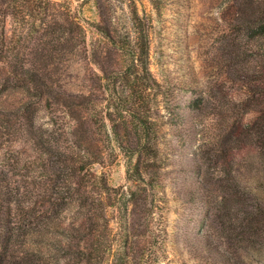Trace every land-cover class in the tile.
Instances as JSON below:
<instances>
[{
  "label": "rangeland",
  "instance_id": "rangeland-1",
  "mask_svg": "<svg viewBox=\"0 0 264 264\" xmlns=\"http://www.w3.org/2000/svg\"><path fill=\"white\" fill-rule=\"evenodd\" d=\"M48 1L54 3L59 29L64 26L62 13L68 10L84 28L85 43L77 42L72 54L55 56L49 64L40 53L17 63L19 71L42 75L47 85L42 95L28 78L9 74L0 61L1 217L16 226L34 215L55 219L53 190L65 168L62 153L83 139L82 147L88 145L101 160L92 167L105 184L98 181L93 188L99 189L103 204L113 203L106 209L111 249L104 254L101 250L91 264H264V121L250 112L249 133L236 138L239 129L231 112H243L247 89L225 64L227 42L237 33L238 17L248 0ZM254 9L250 4L248 11ZM134 11L140 22L133 21ZM140 29L147 33V64L160 89L142 91L144 82L138 80L141 91L131 93L132 82L125 86L114 74L132 69L129 57L115 52V45L129 41L125 46L130 47L134 31ZM108 31L110 40L103 36ZM19 32L24 34L25 27L21 31L20 24L7 18L6 40ZM251 83V91L263 99L250 107L264 111V73L253 76ZM203 89L208 104L200 114L191 103ZM47 93L94 102L95 110L89 109L90 103L64 113L53 98L45 100ZM127 99L141 110L149 107L154 123L148 135L154 152L146 156L149 165L139 162L143 180L136 171V133L125 112L120 116L115 108V103ZM223 130L233 145L231 168L240 175L239 203L235 193L223 201L214 183L217 174L207 179L197 164L203 137L214 143ZM215 165L208 170L217 169ZM88 182L89 193L95 194L92 179ZM74 206L61 214L65 223L79 217ZM47 236H60L52 223ZM51 253H57L53 246ZM70 257L69 264H86ZM60 263L65 260L60 258Z\"/></svg>",
  "mask_w": 264,
  "mask_h": 264
},
{
  "label": "trees",
  "instance_id": "trees-1",
  "mask_svg": "<svg viewBox=\"0 0 264 264\" xmlns=\"http://www.w3.org/2000/svg\"><path fill=\"white\" fill-rule=\"evenodd\" d=\"M250 4H254L255 9L249 12L248 7ZM48 12H50V15L47 14ZM54 15V3L48 0H0V27L3 29L0 32V61L7 66L8 69L6 71L9 74L19 77L23 81L28 78L32 87L35 88L39 95L43 94V86H47L43 81L42 75L34 70L24 69L19 71L17 63L23 62L25 59L24 56L40 53L42 59L49 64L55 56L60 58L59 56L63 53H68V55L72 54L77 42L82 41L85 43L84 28L71 16L68 10L62 13L64 20L62 30L59 29L60 25H58ZM47 17H49L48 21H46ZM7 18H11L13 22L20 24L21 31L25 27L26 32L24 34L19 32L15 39L7 41L5 33V22ZM133 21L140 22V17L136 11L133 13ZM38 22H40L39 25ZM237 23V33L234 37L230 36L226 45L227 59L225 61L228 67L227 70L233 74L232 78L241 81L242 86H245V89H247V95L245 96L247 100L241 99L242 102L244 101L242 105L246 106L242 109L243 112L241 113V109H239V112L236 111V114L233 111L231 112L235 115L232 117L234 120L233 123H235V127L240 131L236 130V138L244 132L249 133L251 120L247 119V115L250 112L257 113L258 116L256 119L259 118L264 121V111L258 109L257 106L256 108L250 107L253 103H260L263 99L262 95L251 91L253 90L251 80L256 74L264 73V47L262 43L264 42V0L246 1L245 10L238 17ZM134 32V38L132 39V43H130V47L125 46V44H129V41H124L119 46L115 45V52L129 57L132 69L128 72L122 69L115 70L114 74L116 78L119 77L121 79V82L125 86H129L132 82L131 93L132 91H141L138 89V80L144 82V90L142 91L159 90L160 84L151 75L147 64V33L142 29ZM103 34L108 40L113 38L109 31ZM26 42H30L35 46L30 47L27 44H20ZM26 48L29 51L25 52ZM131 75L132 77H130ZM102 79H107V75H102ZM112 79V82H117L115 78ZM8 87L4 86L3 89ZM48 91H51V88ZM205 95L206 89H203L191 103L194 111L197 110L200 114L207 111H203L208 104ZM44 97L45 100H48L49 97L50 99L53 98L54 102L63 106L62 111L64 113L70 114L74 112L75 108L83 107L85 104L88 106L91 103H81L73 98L63 99L54 94L50 95V93L45 94ZM122 102L123 100L115 103V108L120 116L125 112L129 123H131L130 126L136 133V171L140 179L143 180L141 178L139 162L143 161L145 166L149 165V160L146 156L154 152L153 147L149 144L148 138L149 132L154 124L150 118V112L148 110L150 108L146 107V109L141 110L139 107H136L135 103L129 104L128 99L125 100V103ZM119 104L122 105L120 106ZM94 106L95 103L93 102L89 105V109L94 111ZM233 108L236 107L234 106ZM236 109L238 110V108ZM107 118L111 120L112 125H115L112 117ZM73 120L76 121L77 117H73ZM252 123L255 125L257 120ZM244 127L245 129H242ZM71 133L74 134V132ZM223 133L224 130L213 138L215 140L214 143L211 142L212 138L207 140L208 137H203V143L199 145L197 152V164L199 172L202 173V169L204 168V174L207 176V179H211L209 176L217 174L215 175L216 179L214 183L223 201L227 200L230 195L234 196L235 193V196H238L239 203L241 191L238 185L240 184V175L237 173V170L231 168L229 157L232 155L233 145L231 144L229 146V139H226ZM257 137L258 139L260 138L259 133H257ZM77 142H74V145L71 147L72 149H69L66 154L62 153L66 157V162H62L65 168L64 170L60 169L56 177V179L60 180H58L60 184L57 185V181L55 189L53 190V197L56 201V209L54 210L55 219L52 215H34V219L16 226L12 225L11 222L13 221H10L9 218L5 219L1 217L2 206L0 207V264H61L60 258L65 260L63 264H69L70 256L73 255L78 261L91 264L93 260L97 259V255L101 254V250H104V254L105 251L111 249L112 239H110L111 231L108 225L106 209L113 203L103 204L99 189L93 188L97 185L96 183L98 181L100 184H103V182L105 184L103 175L97 173L92 167L96 163L100 164L101 160L99 155L95 153V150L87 147L88 145L82 147L83 139H79ZM142 157L143 160L140 159ZM211 164H216L215 166H218L217 169L209 171L208 168H211ZM228 167L231 168V172L227 171ZM73 175L77 176V181L73 179ZM85 177L92 179V192L95 194L89 193L90 189L88 190V187L90 186V182ZM105 188V186L101 187V190ZM8 201H11V199H8ZM243 202L246 203L245 200ZM52 203L54 204V202ZM71 206L77 208L76 213H78L79 217L75 218V221L65 223L63 220L64 217L62 219L60 216ZM258 207L256 206V208ZM245 212L252 214L250 216L251 218L254 217L252 211L246 210ZM246 219L244 216V220ZM51 223L55 231L60 233L58 238L47 236V231ZM52 246L57 249V253L53 256L51 253Z\"/></svg>",
  "mask_w": 264,
  "mask_h": 264
}]
</instances>
